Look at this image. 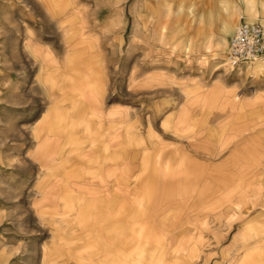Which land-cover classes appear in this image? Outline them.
<instances>
[{"label": "rangeland", "instance_id": "rangeland-1", "mask_svg": "<svg viewBox=\"0 0 264 264\" xmlns=\"http://www.w3.org/2000/svg\"><path fill=\"white\" fill-rule=\"evenodd\" d=\"M38 1V4H35L28 0H0V121L4 123L8 119L18 120L20 108L29 103L28 96L35 107L37 105L39 108L43 104L46 106L44 120L49 112L54 113L58 120L57 126L60 127L59 139L50 137L45 139L48 164L54 159L58 149L61 153L58 162L74 158L73 164H78L77 168L81 174H92L94 171L92 162L87 158L84 149H95L97 142L92 138V125L85 122V118L76 112L87 101L83 100V89L72 87L70 83L72 79L70 80L68 73L70 70L67 72L64 64L77 74L79 84L86 87L95 86L93 82L95 71L75 66V62H79L81 58L86 59L85 56L96 57V53L90 46L88 47L85 38L95 42L104 51L105 56L114 62L118 77L114 81L111 80L112 86L103 96V101L93 96V103L105 106L110 103L131 104L136 100L135 93L140 90L131 87L129 77L131 66L128 59L132 60L134 57L129 58L131 52L128 50V43L134 36L137 39L138 37L142 40L147 39L151 43L150 48L155 50L153 54L160 55L163 42L159 40V30L162 26L161 33L164 35L163 27L166 21L174 18V10L170 9L173 7L170 4L173 1L161 0L165 5L169 2L170 5L166 7L170 10L151 13L152 17L148 18L146 31L143 29L144 24H140L134 30L136 25L133 17L139 14H131L132 0ZM152 1L157 2L151 0V3ZM230 5L232 8V2ZM254 9L252 6L241 9L248 21L259 17ZM24 10H27L31 18L17 20L18 13ZM223 11L221 26L235 15L233 11L231 13H228L227 9ZM237 11L236 9L235 12ZM180 13L179 11L178 14ZM11 14L15 17L11 18ZM236 27L237 25L228 28L229 33L232 34ZM226 48L225 44L218 51L223 62L228 64ZM42 49H47V53L51 55L50 57L42 55L40 57L42 63L50 60L54 62L51 68L43 67L41 74L39 69L36 75L38 87L39 80H42L45 88L42 90L39 87L44 96L40 100L38 93L34 91L33 82L25 77L23 79L22 75L19 76V69L16 67L29 58L34 60L31 53ZM262 61L264 58L247 63L248 73L253 72L256 65H262ZM7 64L10 67L15 65L14 68L4 69ZM133 82L135 84V80ZM142 96L140 93L139 99H144ZM47 122L45 120V123ZM131 129L130 125L124 126L120 147L139 150L142 139ZM13 133H16L14 143H10L14 145L13 149L6 150L5 143L0 142V159L5 160L13 156L12 152L15 154L16 163L22 162L25 156L30 155L32 159L37 157V149L32 147L29 135L26 131H21L19 124L13 127ZM187 141L194 147L193 149L201 148L198 146L197 138H190ZM159 142L164 153L168 148L175 153L174 158H167L165 155L159 157L162 181L159 187L155 190L143 187L139 191L113 189L112 192L117 195L112 196L114 205L119 201V206L113 208L108 204V208L99 209L100 215L106 212L107 215L119 213L123 216L121 207L123 203L118 198L122 197L124 200L127 198L130 204L127 207L128 214L131 215L127 223L106 225L101 221L103 218L98 217L94 210L98 208L97 206L103 205L104 192L89 187L86 180L71 187L72 183L67 177L48 179L50 189L47 194L49 193L52 198L54 194L56 195L53 200L56 206L49 211L51 222L48 229L44 232L35 228L37 241H42L45 237L48 240L36 245L40 255L31 253L29 256H20L18 261L21 264H264V213H249L256 212V207L261 206L260 202L263 199L260 196L261 191L259 192L262 186L254 182L262 167L257 165L256 173L248 175L253 168L242 166L244 163L241 156L243 153L254 154L255 161L261 163L264 157L261 145L255 144V147H251H258L261 150H256V157L252 149L245 150L246 146L250 145L241 141L240 145L244 149L243 152H239L238 162L241 166L234 168L235 172L239 171V175L225 177V182L220 185H203L207 179L194 172L200 166L198 153L191 154V159L195 162L192 164L193 169H190L187 163L183 162L181 143L168 141L167 144L165 140ZM229 144L228 139L224 141L223 151L230 147ZM64 145L79 148L80 152L74 154L72 150L71 154L67 153L71 150H68L67 146L65 151L61 152ZM65 164L64 162L61 165ZM171 164L174 165L172 169ZM133 168V164L125 162L119 166L118 173L126 174L128 178ZM169 169L170 171L174 169L172 179L168 177ZM55 182H59L57 186L62 190L57 191ZM77 188L82 193L79 197L74 192ZM253 188L258 191L250 192ZM59 195L63 197L61 207L66 205L69 207L68 210L60 211L61 207L56 202ZM127 231L130 233L128 247L125 241L122 245L127 248L116 250L111 234H122ZM75 240H82V246Z\"/></svg>", "mask_w": 264, "mask_h": 264}, {"label": "crops", "instance_id": "crops-1", "mask_svg": "<svg viewBox=\"0 0 264 264\" xmlns=\"http://www.w3.org/2000/svg\"><path fill=\"white\" fill-rule=\"evenodd\" d=\"M28 1L38 4V0ZM172 1L170 4L173 7L170 9L174 10V18L166 21L163 27L164 35L161 33L162 26L159 30V40L163 42L160 55L153 54L155 50L150 48L151 43L147 39L142 40L140 37L137 39L134 36L128 43V50L131 52L129 58L134 57L132 60L128 59L131 66L129 74L131 87L140 90L135 93L136 100L131 104L110 103L105 106L93 103V96L103 101V96L112 86L111 80L114 81L118 77L114 62L105 56L104 51L95 42L85 38L88 47L90 46L96 53V57L85 56L86 59L81 58L79 62H75V66L79 65L95 71L93 81L95 86L86 87L79 84L76 79L77 74L64 64L67 67L66 71L70 70L68 73L70 80L72 79L70 82L72 87L83 89V100L87 101L76 112L85 118V122L92 125V138L97 142L95 149H84L87 158L92 162L94 170L92 174H81L80 169L77 168L78 164H73L74 158L69 161L63 159L66 164L61 165L64 162H58L61 156L58 149L56 156L48 164L45 139L47 137L59 139L60 127L57 126L56 116L54 113L50 114L51 112L46 116L45 120L48 122L45 123L43 116L46 113V106L43 104L39 108L37 105L35 107L28 96L29 103H26L25 107L19 106L21 108L18 120L8 119L4 123L0 121V134H2L0 142L5 143L6 150L13 149L14 145L10 144L15 140L16 133H13V127L19 124L21 131H26L29 135L32 147L38 151L37 157L32 159L30 155L25 156L20 163H16L12 151L13 156L5 160L0 159V264H21L18 261L20 256H29L31 253L40 255L36 245L48 239L45 237L44 240L37 241L35 228L44 232L48 229L51 222L49 211L56 206L53 202L56 195L54 194L52 198L49 193L47 194L50 189L48 188L50 178L67 177L72 183L71 187H75L77 182L86 180L89 187L103 191L104 203L102 206H97L94 211L99 215L98 217L103 218L101 219L103 223L115 225L130 221L131 215L128 214L127 208L130 204L127 198L126 200L122 197L118 198L123 203L121 205L123 216L119 213L107 215L106 212L105 216L100 215L99 209L108 208V204L113 208L119 206V201L114 205L112 196L117 195H114L113 189L139 191L143 187L154 190L159 187V183L162 182L159 157L165 155L167 158H174L175 155L170 148L164 153L159 146L160 140L167 141V144L168 141L181 143L183 162L187 163L190 169H193L192 164L195 162L191 159V154H199L200 166L194 172L200 173L202 178L207 179V182L202 183L203 185H220L225 182V177L239 175V171L235 172L234 168L241 166L238 162L239 152L244 151L240 145L241 141L250 145L246 146L245 150L252 149L255 156L256 150L261 151L258 147L251 148L255 147V144L261 145L264 150V61L262 65H256L253 72L248 73L247 63H239L236 66L224 63L218 51L227 44L233 34L228 33L227 28L234 27L241 20H248L241 11L244 7H255L254 11L259 15L256 19L264 24V0ZM230 2L233 4L232 8ZM170 4L168 2L166 5ZM166 5L161 0L152 3L151 0H132L131 14H139L133 17L136 25L134 30L140 24H144L145 30L148 27V18L152 17L151 13L170 10ZM233 6H235L234 11ZM223 9H227L228 13L233 11L235 15L221 26ZM13 16L11 14V18ZM22 18H31L27 10L18 13L16 17L20 21ZM85 47L87 49V46ZM23 52L26 53L25 49ZM34 54L35 61L29 58L16 68L19 69V76L22 75L23 79L25 77L33 82L34 91L41 100L44 96L39 87L42 90L45 88L42 80H39L38 87L36 75L39 69L40 74L42 73L43 67L51 68L54 61L43 63L38 61L42 55L51 56L47 53V49L35 51ZM8 64L4 69L14 68L15 64L12 67ZM72 66L73 64L70 65ZM135 68L139 72L134 71ZM140 93L147 100L139 99ZM125 125L132 126L131 130L142 139L139 150L120 147ZM190 138L198 139V146H201L199 150L190 146L187 141ZM227 139L230 147H226L223 151L222 145ZM65 146L67 145L62 146L61 152L65 151ZM70 147L67 146L68 150L71 149L67 153L71 154L72 150L74 154L80 152L79 148ZM241 156L244 163L242 166L253 168L248 175L256 173L257 165L262 167L254 182L262 186L263 189L260 188L259 192H262L260 196L263 199L260 202L261 206L256 207V212L249 213H264V157L259 163L255 161L254 154L243 153ZM125 162L134 165L128 178L126 174L118 173L119 166ZM172 164L169 165L171 169L174 168ZM171 169L168 177L172 179L174 169L170 171ZM58 184L59 182L54 184L55 188H58L57 191L61 189ZM256 191L258 189L253 188L250 192ZM74 192L78 194L77 197L82 194L78 188ZM59 196L56 202L61 207L63 197ZM68 208L63 205L60 211H66ZM111 235L116 250L128 247L130 237L128 231ZM75 241L82 246V240ZM125 241L127 247L122 245Z\"/></svg>", "mask_w": 264, "mask_h": 264}, {"label": "built area", "instance_id": "built-area-1", "mask_svg": "<svg viewBox=\"0 0 264 264\" xmlns=\"http://www.w3.org/2000/svg\"><path fill=\"white\" fill-rule=\"evenodd\" d=\"M226 47L228 63L233 66L264 58V24L259 20H241Z\"/></svg>", "mask_w": 264, "mask_h": 264}, {"label": "bare ground", "instance_id": "bare-ground-1", "mask_svg": "<svg viewBox=\"0 0 264 264\" xmlns=\"http://www.w3.org/2000/svg\"><path fill=\"white\" fill-rule=\"evenodd\" d=\"M257 20V19H256ZM251 21V20H250ZM230 27V26H229ZM227 30H228V28H227ZM228 33H229V31H227ZM234 32H235V30H234ZM233 32V33H234ZM31 55L35 58V54H34V52L33 53H31ZM261 59H263V58H257V59H254L253 61H249V62H256V60H261ZM38 61H41L40 59L38 60ZM249 62H244V63H249ZM228 64H230V63H228Z\"/></svg>", "mask_w": 264, "mask_h": 264}]
</instances>
